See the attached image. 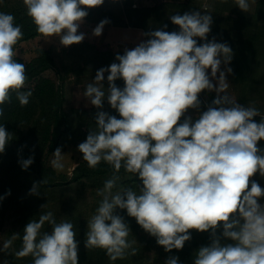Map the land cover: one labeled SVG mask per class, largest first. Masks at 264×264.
Instances as JSON below:
<instances>
[{"label":"clouds","instance_id":"obj_1","mask_svg":"<svg viewBox=\"0 0 264 264\" xmlns=\"http://www.w3.org/2000/svg\"><path fill=\"white\" fill-rule=\"evenodd\" d=\"M105 0H23L26 14L44 40L57 37L62 46L79 44L85 34L78 32L90 9ZM227 2V0H222ZM240 10H250L249 0H233ZM201 11L170 16L179 31L163 28L144 33L148 39L117 54L108 67L100 68L84 90L91 106L102 109L105 100L120 118L98 111L95 128L78 145L89 168L105 162L113 175L97 190L101 197L87 220L85 247L102 249L111 261L135 256L136 240L124 217L127 215L166 252L182 250L191 239V230L210 232L212 240L201 247L193 264H264V188L254 179L264 177V115L251 105H241L228 94V65L233 50L226 43L208 40L213 23L208 5ZM108 20L93 30L99 37ZM23 38L21 26L12 14L0 12V117L15 94L20 106L32 96L27 86L24 63L16 60L17 45ZM198 41H204L198 43ZM224 70H221V66ZM108 87H104L105 73ZM124 82L123 88L116 85ZM216 98L195 120L186 116L199 110L202 92ZM260 117L256 122L253 118ZM183 122L181 123V119ZM12 139L0 124V153ZM51 166L64 170V154L56 148ZM26 170L33 158L20 161ZM138 176V190L120 186V170ZM34 183L30 194L39 195ZM116 189L115 191H113ZM46 207L45 205L41 206ZM45 225L51 231H45ZM221 236L230 241L221 243ZM71 221H57L49 211L30 220L21 237L12 234L0 252L9 253L13 242L22 246L16 258L32 257V264H78L79 241ZM3 264H9L4 260ZM165 264H179L169 257Z\"/></svg>","mask_w":264,"mask_h":264},{"label":"trees","instance_id":"obj_2","mask_svg":"<svg viewBox=\"0 0 264 264\" xmlns=\"http://www.w3.org/2000/svg\"><path fill=\"white\" fill-rule=\"evenodd\" d=\"M199 1H168L155 6L133 7V0H123L124 7L119 3L117 11L99 6L88 10L89 15L85 19L97 24L106 19L109 21L107 26L140 28L145 33L163 28L164 25H167L165 31H179L178 26L171 23L170 16L196 11ZM218 3V9L213 7V11H210L213 23L208 40L215 39L216 42L226 43L231 47L234 53L231 61L233 82L234 86L239 87V100L244 106L254 104L264 115V80H261L264 78V24L261 27L258 24L262 19V12L258 10L259 13L256 14H245L233 0H219ZM26 11L23 0H0V12L12 14L16 25L22 28L23 38L16 46L17 49L22 43L40 36ZM88 50L94 49L89 47L84 51L81 46H77L56 54L52 48H40L30 61L17 55V62L24 63L27 70L28 81L23 90H31L32 96L29 103L22 107L13 94L11 103L5 106L4 116L0 117V124H4L6 131L12 134L5 152L0 153V201L11 202L14 214L19 216L21 237L26 224L32 219H38L41 213L51 211L58 222L61 219L71 221L79 241L78 264H165L172 256L179 258V264H193L195 253L201 247L211 244L210 232L191 230V239L182 250L166 252L157 244L155 237L145 232L134 218L127 215L126 210L117 209V212L124 217L130 228L129 240L135 239L137 242L133 245L137 249L135 256L111 261L104 250H88L85 247L87 220L94 214L101 200L97 190L103 188L104 182L112 177L113 169L105 162H101L95 169L89 168L81 154L82 161L73 170L72 176H69L58 173L48 164L51 153L47 152L67 147L71 138L80 136L82 126H88L89 130L95 128L98 111L120 118L107 100L102 109L95 108L89 112L71 108L68 104L64 87L71 73L85 78L82 80L84 82L95 76L100 68L116 62L117 54L110 51L88 53ZM50 69L54 70L57 79L45 75ZM107 75L106 72L105 88L108 87ZM115 83L120 88L124 86L122 80ZM208 94L211 104L216 94ZM199 99L204 106L201 96ZM259 101L263 107L259 105ZM253 119L260 121L259 116ZM259 147L264 149V140L259 142ZM29 157L33 158V163L24 170L20 161ZM119 176L121 179L118 187L138 190V186H142L138 176L127 174L123 169ZM43 180L46 183L40 186L39 195L30 194L34 183L38 184ZM45 204L46 207L42 208ZM44 230L50 232L51 226L45 225ZM221 233L222 228L217 230L221 243H229ZM21 246V240L17 239L16 249L19 250ZM9 264H32V257L16 258L12 254Z\"/></svg>","mask_w":264,"mask_h":264},{"label":"rangeland","instance_id":"obj_3","mask_svg":"<svg viewBox=\"0 0 264 264\" xmlns=\"http://www.w3.org/2000/svg\"><path fill=\"white\" fill-rule=\"evenodd\" d=\"M185 2L187 0H133V7H145V6H155L164 2ZM219 0H200L197 6L196 11H201V14H204V11L201 9L204 5H208V11H211L214 7L216 10L218 9L220 3ZM250 2V10L245 12V14H256L258 10L262 12V19L258 24L261 27L264 23V0H249ZM123 5V0H105L103 7H107L109 9H114L117 11L120 4ZM262 3V4H261ZM213 11V10H212ZM244 12V11H243ZM259 13V12H257ZM227 14V13H225ZM97 23L89 22L85 19L84 23L78 29V32L85 34V39L79 44H73L68 47H64L60 44L59 39L57 37H52L49 40H44V38L40 35L32 40L26 41L22 43L18 48V56L22 57L25 61L32 60L37 55V50L40 48H52L55 53H63L64 49H71L73 47L81 46L84 51L87 48L93 47L94 50H88V53H93V51L97 52H107L110 51L113 54H120L124 52V50L132 49L136 47L141 41L146 40L145 32L142 29H135L134 27L130 28L128 31L126 30H113L108 28L105 25L102 34L99 37L93 36V30L97 26ZM125 31V32H122ZM57 51V52H56ZM228 67H231L232 73L227 75V80L230 84L228 89V94L233 96L237 102L241 105V101L239 100L240 90L238 86H234L233 82V65L230 63ZM221 70H224V66H221ZM46 76H50L54 79H57L56 73L54 70L50 69L45 73ZM70 78L66 81L64 92L68 101V104L71 108H76L79 110L93 111L95 109L94 106L90 105V102L86 100L83 93L86 85L89 82H92L95 76H91L86 81H82L85 78H80L78 75L73 73L70 74ZM261 80H264L262 78ZM104 83V82H103ZM262 86L260 87L262 89ZM216 94L215 92H202L200 94L201 99L204 101L205 105L201 104L199 110L189 109L186 113V116H191L193 120H195L200 112L207 110V105H209L210 94ZM261 107L262 102L259 101ZM181 119V123L183 122ZM78 123V122H77ZM81 133L78 138H71L68 141L67 147L64 149L61 148L62 154H64L63 163L65 165L63 171H57L58 173H64L69 176H72L73 170L76 166L82 161L81 153L78 151V145L81 142H84L89 133L88 126H82ZM261 148V147H260ZM262 149V148H261ZM55 151L47 152L51 153L48 156V164L51 165V160L54 158L53 153ZM257 183L260 184L262 188H264V177H261L258 173L252 178ZM261 204H264V198H261L259 201ZM19 216L14 214V210L11 202L0 201V247H2L4 240L9 239L12 234L20 233V226L18 221ZM17 240L13 242V246L9 249V253L6 254L4 252H0V264H3L4 260L10 261L11 255L17 251L15 244ZM151 252V251H150ZM155 252V251H154Z\"/></svg>","mask_w":264,"mask_h":264},{"label":"crops","instance_id":"obj_4","mask_svg":"<svg viewBox=\"0 0 264 264\" xmlns=\"http://www.w3.org/2000/svg\"><path fill=\"white\" fill-rule=\"evenodd\" d=\"M108 28L113 29V30H125V31L126 30L128 31L130 29L128 27H118V26H108ZM135 29H140V28H135ZM125 31H122V32H125Z\"/></svg>","mask_w":264,"mask_h":264}]
</instances>
